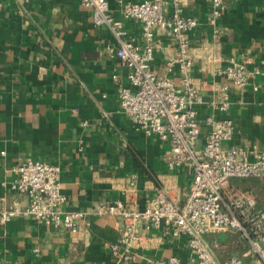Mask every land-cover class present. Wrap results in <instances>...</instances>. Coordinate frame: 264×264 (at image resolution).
Instances as JSON below:
<instances>
[{
	"label": "crops",
	"instance_id": "0c3cea01",
	"mask_svg": "<svg viewBox=\"0 0 264 264\" xmlns=\"http://www.w3.org/2000/svg\"><path fill=\"white\" fill-rule=\"evenodd\" d=\"M108 1L122 19L119 0ZM179 1L185 14L197 18L189 38L191 78L201 95L196 108L202 139L209 129L206 116L230 118L235 132L224 146H242L252 160L257 152L264 153V0L232 1L215 23L209 0ZM172 11L170 0L165 13ZM124 23L130 37L142 44L140 23ZM157 39L153 66L162 72L178 47L166 34ZM117 49L109 27L97 26L80 0H0V212L24 210L29 204L28 196L11 186L13 166L26 158L59 164L67 197L63 206L90 212L77 232L47 226L25 212L7 221L0 215V260L156 264L177 255L184 264H193L187 236H173L165 226L147 230L143 224L144 239L133 249L135 257H115L110 244L120 238L124 221L93 211L120 199L142 205L159 190L182 205L193 179L190 168L170 166L168 141L145 134L123 112L119 88L128 81L129 69ZM231 57L252 74L244 87L218 73ZM225 85L229 106L222 110L219 98ZM133 176L134 189L129 187ZM230 189L251 192L264 206V179L235 178Z\"/></svg>",
	"mask_w": 264,
	"mask_h": 264
},
{
	"label": "built area",
	"instance_id": "2783aa9c",
	"mask_svg": "<svg viewBox=\"0 0 264 264\" xmlns=\"http://www.w3.org/2000/svg\"><path fill=\"white\" fill-rule=\"evenodd\" d=\"M17 1L24 3L26 0ZM80 1L91 9L97 26L105 25L112 31L118 42L117 54L129 69L128 81L119 88L123 112L135 120L145 134L156 135L171 144V167L185 166L193 173L190 191L182 205L159 190L142 205L120 199L112 204H99L93 210L124 221L120 238L110 244L113 255L135 257L132 251L144 239L139 228L143 224L147 230L165 226L173 236H187L193 264H264V206L259 205L253 193L230 189V182L235 178L264 179V153L257 152L250 160L242 146H224L235 132V124L230 118L206 116L209 129L202 139L196 108L201 95L191 78L194 61L189 38L197 18L185 14L179 0H172L170 16L165 13L170 0H119L122 19L113 14L108 0ZM232 1L236 0H209L210 21L215 23ZM127 19L140 23L142 44L130 37L124 23ZM220 32L217 27L215 34ZM160 34L173 37L178 47V55L167 60L162 72L153 66ZM218 73L240 87L246 86L252 75L246 64L236 57H231L228 65L218 69ZM219 101L220 109L229 106L228 86H223ZM12 170L11 186L26 194L29 204L24 210L2 209V221L25 212L47 226L78 231L80 220L90 212L63 206L67 197L62 190L59 164L26 158L16 163ZM129 187H135L134 176L130 178ZM221 232L238 233L245 242L243 253L219 260L215 252L218 244H210L206 236ZM0 264L9 262L0 260ZM156 264L184 263L179 256L171 255Z\"/></svg>",
	"mask_w": 264,
	"mask_h": 264
},
{
	"label": "rangeland",
	"instance_id": "374dc122",
	"mask_svg": "<svg viewBox=\"0 0 264 264\" xmlns=\"http://www.w3.org/2000/svg\"><path fill=\"white\" fill-rule=\"evenodd\" d=\"M207 241L213 245L217 243L218 247L215 252L219 260H225L231 255L242 254L245 250V242L238 233L234 232H221L215 234H208Z\"/></svg>",
	"mask_w": 264,
	"mask_h": 264
},
{
	"label": "trees",
	"instance_id": "16d2710c",
	"mask_svg": "<svg viewBox=\"0 0 264 264\" xmlns=\"http://www.w3.org/2000/svg\"><path fill=\"white\" fill-rule=\"evenodd\" d=\"M250 178H254V177H250ZM256 179H260V178H256Z\"/></svg>",
	"mask_w": 264,
	"mask_h": 264
}]
</instances>
